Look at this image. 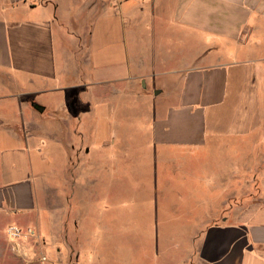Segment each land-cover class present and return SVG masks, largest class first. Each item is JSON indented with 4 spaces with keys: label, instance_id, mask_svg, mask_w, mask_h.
<instances>
[{
    "label": "crops",
    "instance_id": "crops-1",
    "mask_svg": "<svg viewBox=\"0 0 264 264\" xmlns=\"http://www.w3.org/2000/svg\"><path fill=\"white\" fill-rule=\"evenodd\" d=\"M263 110L264 0H0V264H264V205L236 220L211 196L218 174L150 178L141 228L118 213L128 184L112 172L136 144L162 174L217 151L244 169ZM113 119L144 134L109 129L123 142L105 153L95 126ZM85 131L93 146L74 144ZM200 182L197 203L175 187Z\"/></svg>",
    "mask_w": 264,
    "mask_h": 264
},
{
    "label": "rangeland",
    "instance_id": "rangeland-1",
    "mask_svg": "<svg viewBox=\"0 0 264 264\" xmlns=\"http://www.w3.org/2000/svg\"><path fill=\"white\" fill-rule=\"evenodd\" d=\"M46 100L48 101V97H44L43 101L46 103ZM70 102H73V99H70ZM254 102V101H253ZM48 105V102L46 103ZM143 106V105H142ZM145 107V106H143ZM251 107V106H250ZM249 108V107H248ZM264 112V110H263ZM49 113V110L46 114ZM252 116L254 119L257 118L258 115V107H255V104H252L251 109ZM113 117V116H110ZM131 118V117H130ZM120 121L116 122L114 119L112 121H105L96 124L95 128L98 129V133H100V136L96 138L99 145H101V150L105 153L111 152L112 149H115L114 147H117L120 145L122 147V142L118 143L117 139L115 143H112V141L115 139H111L110 132L118 129L123 123L128 128L127 131H125L127 134L130 133V136L137 135L138 131H141V134H144V130H138L137 125H139L140 122L137 121ZM109 122V123H108ZM89 125V124H88ZM108 129H104L105 126H109ZM144 125V124H142ZM261 127L256 132H252V134H257L255 137H253L248 143H247V160L245 162L244 169L241 167L239 169L237 167L236 170H230L228 171L226 168V162H227V154H224L223 152H218L214 155L212 154H200L197 156H190L189 163H192V165L195 164V166L199 165V169H195V167H192L191 169H187L186 167H183V169H177L170 170L165 174H162L161 170L153 169L152 166H150V162H153L152 159H150V155L154 156L152 153H148L144 146H141L139 144L134 145V147H137L133 150L131 155L127 158L120 157L117 158V161L124 166L119 168L118 170L113 169V176L117 177L118 179L125 180V182L128 184V186L123 187L124 193L126 194V189L128 190L129 198L130 200L124 203L125 208H119L118 207V213H126L127 216H132V221L134 222L135 226H140L141 228L144 226V224L147 221V218H142L141 216L144 215L149 209H150V202L151 200H148L146 197H144L143 192H141L142 189H144L147 193V185L148 180L150 178H153L154 181L159 180H165V179H171V180H179V181H185L187 179H204V180H213L212 176L218 174V177L225 179V184L220 185L219 188L213 195L215 196V202L218 201V199H222L224 196L225 199H229L228 203L225 201V207L224 209H229L230 211H236L237 213L235 219H238V212L239 208L240 210L249 208L255 205L263 204L264 205V117L261 121ZM254 127V124L252 128ZM90 129V128H89ZM111 129V131H109ZM116 132V131H115ZM95 133V132H94ZM97 133V134H98ZM87 136L86 137H80L76 138L74 141V144L80 145L82 143H88L90 146H93L95 141V136L90 135L89 131H85ZM140 134V133H139ZM128 136V135H127ZM61 140V139H60ZM111 140V142H110ZM127 146V145H126ZM114 152V151H113ZM170 160H173L172 158ZM116 161V160H115ZM178 163V162H176ZM175 162H170L169 166H174L176 164ZM184 163V164H189ZM115 164V163H114ZM179 164H183L179 163ZM105 168L108 169L109 173L110 170H112V167L109 169V165L104 167L102 172L106 175ZM224 169V170H223ZM216 173V174H215ZM111 176V174H110ZM211 176V177H210ZM226 177V178H225ZM207 184L200 182L197 186H191L190 183H184V185L179 186L178 183L175 187L179 188L181 190L180 193L184 196H194L196 198H193V202L197 203L199 200H203L201 198L206 193V186ZM145 186V188H143ZM213 185H209L210 188ZM143 190V191H144ZM257 200V201H255ZM216 206V205H215ZM124 210V211H123ZM233 214V213H232ZM141 231L136 228V231H130L125 233V235L120 236V242L121 241H130L131 243H139L141 241L140 236L141 234L138 232ZM169 238H173L175 235V232L170 231L168 234Z\"/></svg>",
    "mask_w": 264,
    "mask_h": 264
},
{
    "label": "built area",
    "instance_id": "built-area-1",
    "mask_svg": "<svg viewBox=\"0 0 264 264\" xmlns=\"http://www.w3.org/2000/svg\"><path fill=\"white\" fill-rule=\"evenodd\" d=\"M7 233L9 237L15 241H19L22 239H30V238L33 239L34 237H36V232L33 229L31 228L22 229L17 226L9 227ZM42 260L46 261V258H43Z\"/></svg>",
    "mask_w": 264,
    "mask_h": 264
},
{
    "label": "water",
    "instance_id": "water-1",
    "mask_svg": "<svg viewBox=\"0 0 264 264\" xmlns=\"http://www.w3.org/2000/svg\"><path fill=\"white\" fill-rule=\"evenodd\" d=\"M34 106L37 108V110H39L40 112H44L45 111V108L44 107H41V106H38L36 104H34Z\"/></svg>",
    "mask_w": 264,
    "mask_h": 264
}]
</instances>
